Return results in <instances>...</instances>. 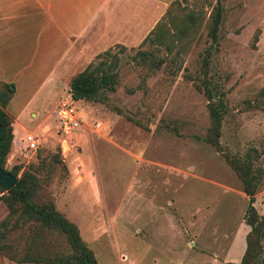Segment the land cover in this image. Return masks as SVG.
Wrapping results in <instances>:
<instances>
[{
  "label": "rangeland",
  "instance_id": "obj_1",
  "mask_svg": "<svg viewBox=\"0 0 264 264\" xmlns=\"http://www.w3.org/2000/svg\"><path fill=\"white\" fill-rule=\"evenodd\" d=\"M215 1L168 2L159 22L189 23L185 15L192 14L196 23L178 53L169 36L108 48L103 59L115 58L114 89L96 103L72 101L78 125L70 133L57 120L68 93L13 125L17 135L3 169L18 166L17 176L29 170L33 201L51 202L75 224L98 264L238 262L247 197L224 157L248 164L256 182L253 207L264 214V0H218L214 44L205 23ZM201 78L211 101L222 105L219 151L203 141L209 119L196 89ZM26 134L35 138L34 150L25 147ZM5 217L0 200V221ZM34 228L29 222L9 228L0 239V264H45L20 260L52 255ZM259 245L264 264V227Z\"/></svg>",
  "mask_w": 264,
  "mask_h": 264
},
{
  "label": "crops",
  "instance_id": "obj_2",
  "mask_svg": "<svg viewBox=\"0 0 264 264\" xmlns=\"http://www.w3.org/2000/svg\"><path fill=\"white\" fill-rule=\"evenodd\" d=\"M169 1L0 0V84L13 87L2 108L11 141L24 112L35 118L34 109L55 107L97 54L139 44Z\"/></svg>",
  "mask_w": 264,
  "mask_h": 264
},
{
  "label": "trees",
  "instance_id": "obj_3",
  "mask_svg": "<svg viewBox=\"0 0 264 264\" xmlns=\"http://www.w3.org/2000/svg\"><path fill=\"white\" fill-rule=\"evenodd\" d=\"M221 7L219 1L216 0L214 6L208 15V23H205L206 34L210 40L216 44V31L220 19ZM190 20L189 23H171L172 17L167 19L169 23L157 22L153 29L142 39L139 45L149 42L161 43L164 38L169 36L175 42H178L177 49H182L183 44L179 42L184 36L193 30L196 23H192V14L185 15ZM174 29V33L169 28ZM168 38V39H169ZM166 52H171L173 46L171 41L165 43ZM109 51L105 50L95 57L100 58L96 63L87 64L81 71L73 75L68 82V94L72 101H88L96 103L98 96L102 92L113 91L115 82V73L112 71L116 64L115 58L112 57L108 62L103 59L107 57ZM208 52L206 51V56ZM203 64L205 66V57ZM201 88L196 86L206 99V110L209 123L206 128L203 141L215 150L219 151V127L221 122L222 105L220 102L211 101V92L207 87L204 78L200 79ZM13 92L11 84H0V169L9 173L16 178L15 184L4 191L0 188V200L7 209V217L0 221V239L4 238L9 228L15 227L17 222L22 224L31 223L35 228V234H41L49 244V251L52 249L51 257H45L37 254V257L29 258L26 254L21 261H35L45 264H98L91 250L81 241L78 229L72 222L68 221L62 214L57 212L53 204L49 201L35 202L36 181L31 172L27 169L20 172V167L14 166L10 170L3 169V162L9 150L12 139V129L10 119L3 111L4 105L9 100ZM230 168L238 176L242 192L247 197V204L244 211V223L248 226V231L244 235V249L238 262H227V264H263L260 258V237L262 236V228L264 227V214L258 215L253 207V195L256 189V182L247 163L236 159L235 157H224ZM11 218V220H9ZM46 235V236H45ZM35 236V235H34ZM45 236V237H44ZM2 246L0 245V251ZM39 256V257H38ZM57 262V263H54Z\"/></svg>",
  "mask_w": 264,
  "mask_h": 264
},
{
  "label": "built area",
  "instance_id": "obj_4",
  "mask_svg": "<svg viewBox=\"0 0 264 264\" xmlns=\"http://www.w3.org/2000/svg\"><path fill=\"white\" fill-rule=\"evenodd\" d=\"M57 120L59 129L63 133H70L78 125L77 117L75 115V109L72 106V100L69 97L58 104ZM25 147L29 150H34L36 147L35 138L26 134L24 136Z\"/></svg>",
  "mask_w": 264,
  "mask_h": 264
},
{
  "label": "water",
  "instance_id": "obj_5",
  "mask_svg": "<svg viewBox=\"0 0 264 264\" xmlns=\"http://www.w3.org/2000/svg\"><path fill=\"white\" fill-rule=\"evenodd\" d=\"M16 182V178L0 169V188L4 191L10 189Z\"/></svg>",
  "mask_w": 264,
  "mask_h": 264
}]
</instances>
